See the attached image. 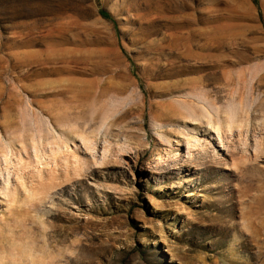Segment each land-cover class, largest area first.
I'll use <instances>...</instances> for the list:
<instances>
[{
  "label": "rangeland",
  "instance_id": "374dc122",
  "mask_svg": "<svg viewBox=\"0 0 264 264\" xmlns=\"http://www.w3.org/2000/svg\"><path fill=\"white\" fill-rule=\"evenodd\" d=\"M257 1L0 0V264H264Z\"/></svg>",
  "mask_w": 264,
  "mask_h": 264
},
{
  "label": "bare ground",
  "instance_id": "6f19581e",
  "mask_svg": "<svg viewBox=\"0 0 264 264\" xmlns=\"http://www.w3.org/2000/svg\"><path fill=\"white\" fill-rule=\"evenodd\" d=\"M227 96L230 99V104L232 106V101L235 98L232 94H228ZM132 100H133V95L128 92L100 91V92L93 93V95L91 96L87 95V96L80 97L78 104L84 105V109L82 110V112L76 113L70 110L71 108L69 109L67 108L66 110L59 109V110L49 111V115L51 117L54 116L58 119H62L61 124L63 125L64 123H70L72 121H79V120L91 121L93 125L98 122H101V123L106 122V120H110V122L112 123H117V122L122 123V122L128 121V117L132 113V109H130V104H128L129 102L131 103ZM240 100H241L240 98L236 97V101H240ZM197 101L198 100L194 99L193 102H197ZM100 102L108 103V107L106 106L107 107V108L105 107L106 109H101V108L96 107V105H98ZM88 103H93L94 106L87 108V106L85 105ZM112 105H113V108H112ZM109 107L112 108L111 111L108 109ZM240 111L242 110L240 109ZM231 114L237 115V111H234L232 109ZM43 146L44 145H40V148L41 149L44 148ZM192 147L193 146H191V148ZM35 151L37 153L39 152L38 149H36ZM51 151L54 152V149H51ZM54 153L56 154L57 152H54ZM74 248L76 249L78 248V246H75ZM70 262L71 264H78L79 261L77 262V259L73 258V259H70Z\"/></svg>",
  "mask_w": 264,
  "mask_h": 264
},
{
  "label": "trees",
  "instance_id": "16d2710c",
  "mask_svg": "<svg viewBox=\"0 0 264 264\" xmlns=\"http://www.w3.org/2000/svg\"><path fill=\"white\" fill-rule=\"evenodd\" d=\"M254 2H255V4L257 5V6H259V2L257 1V0H254ZM100 13H101V15L104 17V18H106V19H111V15L105 10V9H101L100 10ZM260 14H261V11H260Z\"/></svg>",
  "mask_w": 264,
  "mask_h": 264
}]
</instances>
